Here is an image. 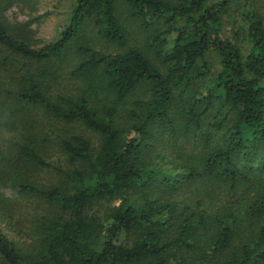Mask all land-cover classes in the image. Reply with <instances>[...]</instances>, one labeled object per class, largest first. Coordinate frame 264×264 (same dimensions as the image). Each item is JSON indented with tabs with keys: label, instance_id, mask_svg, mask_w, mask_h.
Masks as SVG:
<instances>
[{
	"label": "trees",
	"instance_id": "trees-1",
	"mask_svg": "<svg viewBox=\"0 0 264 264\" xmlns=\"http://www.w3.org/2000/svg\"><path fill=\"white\" fill-rule=\"evenodd\" d=\"M63 2L35 47L0 0V187L18 196H0V218L24 209L32 233L21 247L0 228V261L264 264V9ZM46 168L57 183L36 180Z\"/></svg>",
	"mask_w": 264,
	"mask_h": 264
},
{
	"label": "rangeland",
	"instance_id": "rangeland-1",
	"mask_svg": "<svg viewBox=\"0 0 264 264\" xmlns=\"http://www.w3.org/2000/svg\"><path fill=\"white\" fill-rule=\"evenodd\" d=\"M217 1L219 0H209L210 3ZM230 1L232 8L231 12L240 9L244 2V0ZM9 3L10 4L4 11V16L12 25L16 24L21 33L28 38L30 44L35 47L41 45L39 42L49 43L53 40L57 32L56 27L61 22L59 13H63L68 8V3L63 2L61 5H57L56 0H9ZM249 3L256 11L260 13L263 12L264 0H250ZM127 29L130 36L129 43L131 45L140 46L143 41V35L133 25L128 26ZM226 29L228 34L230 26ZM96 48L103 52L112 51L101 45V43L96 44ZM68 55L66 60L60 65L62 72L59 82L61 87L65 86L70 89L72 81L68 78L67 73L70 70V66L77 62V58L75 57L76 54ZM67 129L70 130L71 133H81L87 137L92 136L90 132L85 131L81 127L78 128L77 126H73ZM45 157L47 162L55 167L57 166L64 169V157L55 149L48 152ZM36 180L42 185L49 183L55 184L58 182V179L50 168L40 171L36 175ZM2 194L9 198L16 197L11 190L0 187V196ZM185 196L186 195L183 193L181 197L184 198ZM21 210L22 211L20 212H17L16 210L13 213L11 212L12 215H10V219L8 217L7 219L0 218V228L10 239L17 241L19 246L24 247L31 242L32 233L30 230V216L26 215L29 213L25 214L24 209ZM0 264L4 263L0 261Z\"/></svg>",
	"mask_w": 264,
	"mask_h": 264
}]
</instances>
